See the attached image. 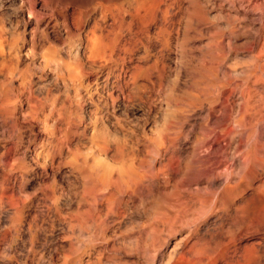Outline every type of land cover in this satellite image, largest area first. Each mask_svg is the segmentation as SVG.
Listing matches in <instances>:
<instances>
[{
    "label": "rangeland",
    "instance_id": "374dc122",
    "mask_svg": "<svg viewBox=\"0 0 264 264\" xmlns=\"http://www.w3.org/2000/svg\"><path fill=\"white\" fill-rule=\"evenodd\" d=\"M263 259L264 0H0V264Z\"/></svg>",
    "mask_w": 264,
    "mask_h": 264
},
{
    "label": "bare ground",
    "instance_id": "6f19581e",
    "mask_svg": "<svg viewBox=\"0 0 264 264\" xmlns=\"http://www.w3.org/2000/svg\"><path fill=\"white\" fill-rule=\"evenodd\" d=\"M231 1H232V0H231ZM233 6H234V5H233ZM96 36H97V35H96ZM96 39H97V38H96ZM91 41H92V40H91ZM91 41H89V42H91ZM91 45H92V44H91ZM97 45H98V44H97ZM91 50H92V49H91ZM91 50H90V51H91ZM100 52H101V51H100ZM89 53H90V52H89ZM97 53H98V52H97ZM91 55H92V54H91ZM92 57H93V55H92ZM98 57H99V56H98ZM1 96H2V95H1ZM18 101H20V100H18ZM3 104H4V103H3ZM50 105H51V104H50ZM14 106H15V104H14ZM16 106H17V105H16ZM12 110H13V109H12ZM30 110H31V109H30ZM32 110H33V109H32ZM36 114H37V113H36ZM35 117H36V115H35ZM15 125H16V123H15ZM99 152H100V151H99ZM100 154H101V153H100ZM104 154H105V153H104ZM94 156H95V155H94ZM97 157H98V156L96 155V159H97ZM99 158H100V157H99ZM95 161H96V160H95ZM96 162H97V161H96ZM96 164H97V163H96ZM90 166H91V165H90ZM94 166H95V165H94ZM94 166H93V167H94ZM99 166H100V169H101V171L103 172V174H105V173L107 174V171H108V169H109V168H108V165H107V164H104V163L101 162V163L99 164ZM99 166H97V167L99 168ZM97 167H96V168H97ZM96 168H95V169H96ZM98 170H99V169H98ZM96 171H97V170H96ZM95 174H96V173H95ZM128 174H129V173H128ZM84 176H85V174H84ZM90 176H91V175H90ZM92 176H93V175H92ZM116 176H117V175H116ZM126 176H127V175H126ZM128 176H129V175H128ZM128 176H127V177H128ZM111 177H112V176H111ZM111 177H110V180H111ZM118 177H119V175H118ZM121 177H122V176H121ZM90 178H91V177H90ZM90 178H89V179H90ZM114 178H115V177H114ZM119 178H120V177H119ZM105 181H106V180H105ZM105 181H104V182H105ZM116 181H117V177H116ZM91 182H92V181H91ZM91 182H90V184H91ZM110 182H111V181H110ZM113 182H114V181H113ZM122 182H123V181H122ZM122 182H121V183H122ZM137 182H138V181H137ZM137 182H136V183H137ZM139 182H140V181H139ZM84 183H85V182H84ZM119 183H120V182H119ZM92 184H93V183H92ZM106 184H107V183H106ZM139 184H140V183H139ZM141 184H142V183H141ZM95 185H96V184H95ZM97 185H98V183H97ZM97 185H96V186H97ZM110 185H111V183H110ZM112 185H113V184H112ZM118 185H119V184H118ZM118 185H117V187H118ZM136 185H137V184H136ZM91 186H93V185H91ZM99 186H100V185H99ZM99 186H98V187H99ZM114 186H115V184H114ZM87 187H89V186H87ZM117 187H116V188H117ZM90 188H91V187H90ZM113 188H114V187H113ZM116 188H115V189H116ZM120 188H121V187H120ZM127 188H128V187H127ZM95 189H96V187H95ZM101 189H103V186L101 187ZM136 189H139V188H136ZM141 189H142V188H141ZM82 190H83V188H82ZM86 190H87V189H86ZM88 190H90V189H88ZM88 190H87V191H88ZM123 191H124V190H123ZM135 191H136V190H135ZM94 192H95V191H94ZM108 192H109V191H108ZM115 192H116V191H115ZM92 193H93V192H92ZM120 193H121V192H120ZM85 194H86V193H85ZM87 194H88V192H87ZM93 194H94V193H93ZM108 194H109V193H108ZM83 195H84V194H83ZM107 196H108V195H107ZM92 197H93V196H92ZM94 198H95V197H94ZM94 200H96V199H94ZM94 200H93V198H92V201H94ZM90 202H91V201H90ZM94 202H95V201H94ZM91 204H92V202H91ZM94 204H95V203H94ZM88 205H89V204H88ZM88 207H90V206H88ZM88 207H87V208H88ZM79 208H80V207H79ZM93 208H94V207H93ZM88 209H89V208H88ZM80 211H81V210H80ZM91 212H92V211H91ZM88 213H89V212H88ZM221 246H222V245H221ZM251 246H252V245H251ZM251 246H250V247H251ZM253 246H254V245H253ZM213 249H214V248H213ZM217 249H218V248H217ZM248 250H249V249H248ZM251 250H252V249H251ZM251 250H250V251H251ZM253 250H255V249H253ZM253 250H252V252H253ZM256 250H257V249H256ZM256 250H255L254 253H256ZM222 251H223V250H222ZM257 252H259V251H257ZM244 253H245V251H244ZM250 253H251V252H250ZM250 253H248V255H249ZM261 253H262V252H261ZM210 254H211V253H210ZM256 254H259V253H256ZM243 255H244V254H243ZM246 255H247V254H246ZM253 255H255V254H253ZM253 255H252V256H253ZM250 256H251V255H250ZM256 256H258V255H256ZM245 257H246V256H245ZM258 257H259V256H258ZM248 258H249V257H248ZM251 258H254V257H251ZM255 259H256V258H255ZM257 259H259V258H257ZM263 260H264V259H263ZM256 261H257V260H256ZM251 262H252V261H251ZM260 262H261V261H260ZM258 263H259V262H258ZM262 263H263V261H262Z\"/></svg>",
    "mask_w": 264,
    "mask_h": 264
}]
</instances>
